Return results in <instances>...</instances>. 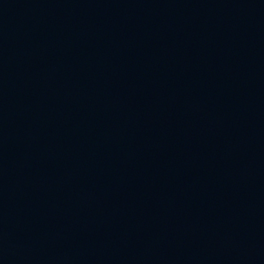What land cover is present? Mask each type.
I'll return each mask as SVG.
<instances>
[{"label": "water", "instance_id": "95a60500", "mask_svg": "<svg viewBox=\"0 0 264 264\" xmlns=\"http://www.w3.org/2000/svg\"><path fill=\"white\" fill-rule=\"evenodd\" d=\"M0 264H264V0H0Z\"/></svg>", "mask_w": 264, "mask_h": 264}]
</instances>
